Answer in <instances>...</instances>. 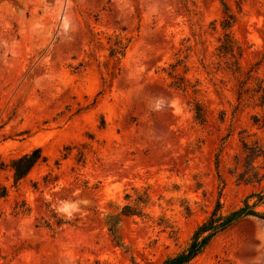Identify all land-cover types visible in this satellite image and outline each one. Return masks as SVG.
Returning <instances> with one entry per match:
<instances>
[{
	"label": "rangeland",
	"instance_id": "374dc122",
	"mask_svg": "<svg viewBox=\"0 0 264 264\" xmlns=\"http://www.w3.org/2000/svg\"><path fill=\"white\" fill-rule=\"evenodd\" d=\"M223 1L236 74L216 49ZM248 71L264 85V0H0V264H160L217 201L224 216L256 193L264 214V178L238 179L241 139L264 138L257 98L237 97ZM36 147L14 181L10 161ZM186 264H264V220Z\"/></svg>",
	"mask_w": 264,
	"mask_h": 264
},
{
	"label": "trees",
	"instance_id": "16d2710c",
	"mask_svg": "<svg viewBox=\"0 0 264 264\" xmlns=\"http://www.w3.org/2000/svg\"><path fill=\"white\" fill-rule=\"evenodd\" d=\"M222 6L223 15L219 21L221 35L218 37L219 45L216 49L221 57L226 58V63L230 65L228 67H230L231 71L236 74L240 72L239 58L242 55V47L235 39L232 32V26L235 23L237 16L236 13L230 9L226 2L223 1ZM125 48L126 43H123L121 40H117L112 45H110L109 55L111 57H122L124 55ZM252 75L253 74L248 71L246 79L252 77L254 80H256V88L250 89L249 87H245V82H240V90L238 91L237 97L239 103H243L248 101L250 96H255L258 101L256 105L261 108L263 113L261 117L253 115V121L254 123L258 122V120L261 118L262 122L264 123V85L262 83V79H258L257 76ZM183 88H186V84H184ZM200 110L201 108L196 105L195 113L196 118L199 121L204 120V116H202ZM241 143L244 154L242 164L243 170L238 173V179L247 182L260 181L262 178H264V172H259V170L256 169L254 162L259 158L264 162V138L258 137L251 142H248L245 138H242ZM42 158L43 156L39 147L33 148L30 151L13 158L9 165L13 173L14 181H18L25 177L35 165V163ZM2 166H4V163L0 161V169ZM253 196L257 197L252 204H249L247 198L244 200L242 207L224 216L217 215L219 207V202L217 201L216 207L210 217L195 228L186 248L176 254L166 257L160 264H186L203 250L212 236L239 218L252 215L264 220V214H261L253 208V205L258 203L263 198V196L253 193V195H250L249 197Z\"/></svg>",
	"mask_w": 264,
	"mask_h": 264
}]
</instances>
